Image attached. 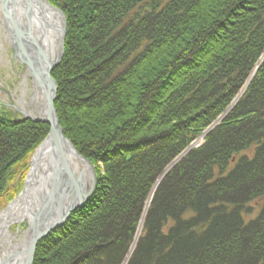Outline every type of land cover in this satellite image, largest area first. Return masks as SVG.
Returning a JSON list of instances; mask_svg holds the SVG:
<instances>
[{
	"label": "trees",
	"instance_id": "obj_1",
	"mask_svg": "<svg viewBox=\"0 0 264 264\" xmlns=\"http://www.w3.org/2000/svg\"><path fill=\"white\" fill-rule=\"evenodd\" d=\"M46 1L67 23L54 109L96 188L32 264H122L241 92L127 264H264V0ZM47 132L0 107V210Z\"/></svg>",
	"mask_w": 264,
	"mask_h": 264
},
{
	"label": "bare ground",
	"instance_id": "obj_2",
	"mask_svg": "<svg viewBox=\"0 0 264 264\" xmlns=\"http://www.w3.org/2000/svg\"><path fill=\"white\" fill-rule=\"evenodd\" d=\"M40 5L41 8L37 4L26 8L22 0H14L17 32L23 33L29 27L30 34L35 40H41L46 53L52 51L53 54L58 45V34L40 21H46L57 29L61 21L56 12L44 3ZM34 79L37 81L35 76ZM35 98H40L39 92ZM33 163L24 194L0 213V264H23L35 222L38 221V227L42 230L64 211L66 202L62 195L54 197L50 192L55 168L60 170V180L66 187L69 199L78 201L89 188L88 167L73 154L68 144H60L54 152L44 147L32 159ZM25 222L28 225L22 229Z\"/></svg>",
	"mask_w": 264,
	"mask_h": 264
},
{
	"label": "water",
	"instance_id": "obj_3",
	"mask_svg": "<svg viewBox=\"0 0 264 264\" xmlns=\"http://www.w3.org/2000/svg\"><path fill=\"white\" fill-rule=\"evenodd\" d=\"M22 2H24V4L26 5V8H29L31 5H35V4H37L38 7L41 8L42 5L40 4L44 3L47 6V8L57 13L61 21V26L59 27V29H57L56 27L51 26L46 21L44 22L40 21L45 26H50L58 34L57 36L58 45L56 48H54V53L52 54V51H49V54H47L45 51V48L43 49L41 40H35L33 36L30 34L31 30L29 29V27H27L26 31L23 33L17 32L16 26H18V22L16 20L17 18L14 17L15 16L14 15V12H15L14 0H1V7L3 10L2 21L5 26V30L8 34V37L11 41L12 49L14 53L21 59V61L27 62L29 67L33 70L34 76L37 79L39 90L41 91L40 101L37 102L38 103L37 107L35 110H33V116L23 111H20V113L24 120H32L33 122H36V123H42V124L47 125L49 128L47 135L41 141V143L37 146V148L33 151L29 159V170L24 178L23 188L17 197H19L21 194H24L25 192L29 173L32 170L33 165H34V163L32 164V159L44 147H47L48 149H51L54 152L55 148H57L60 144H68L73 154L87 165L88 173H89L88 190L85 192L82 198H80L78 201H74V200L69 199V196L66 191V187L65 185H62V182L60 180V174H61L60 170L55 168L50 192L54 197L61 194L64 201L66 202V207L64 211L61 213L60 217H58V219H56L48 227L42 230H40L38 227V221L35 222V225L28 239V244H27V249H26L27 250L26 258L23 263V264H32L37 243L43 240L45 237H47L49 233L53 232L57 228L62 227L63 224L68 219L70 213L78 209L79 207H81L84 204V202H86L87 199L92 195L96 187V175H95L93 166L90 164V162L86 160L85 158H83L82 156H80L79 153L74 149L72 144L63 136L62 129L59 125V119L56 115V112L53 106V103L55 101L56 92H57V86H56L55 81L51 77V72L61 62V59L63 56V48H64V41H65V34H66L65 18L60 10H58L57 8H54L46 0H22ZM235 102L236 101L233 102L231 107L226 111L224 115H222L219 118V120L216 123H214L209 129H207L204 135H206L212 128H214L225 117V115L234 106ZM195 144L187 148L181 154V156L178 159H176L175 162L172 165H170L167 168V170L163 173V175L157 180L146 202L145 209H144L141 222L137 230V234L133 242V245L122 264H127V261L130 258L134 250V247L136 245L137 239L140 235V232H141V229L144 223L147 208L150 205L153 193L157 185L159 184L161 179L168 173V171L173 167V165L176 162H178L182 157H184L194 147ZM12 202H10L8 206Z\"/></svg>",
	"mask_w": 264,
	"mask_h": 264
},
{
	"label": "rangeland",
	"instance_id": "obj_4",
	"mask_svg": "<svg viewBox=\"0 0 264 264\" xmlns=\"http://www.w3.org/2000/svg\"><path fill=\"white\" fill-rule=\"evenodd\" d=\"M2 16L3 14L0 7V106L6 107V109L14 113V115L16 114V112H18L17 109L29 113L28 106L32 103V99L35 98L37 91V89L35 88L36 83L33 79L32 74L27 71V69H25L24 65L18 63L15 59L14 54L11 51V41L5 30ZM245 86H247V83ZM237 100L238 97L234 101ZM218 120L219 119H217L214 123H216ZM219 123L217 125H219ZM206 131L207 129L204 131L200 138H203ZM7 205L8 204L5 203L1 210L6 208ZM27 225V222H25L23 223L21 228L25 229Z\"/></svg>",
	"mask_w": 264,
	"mask_h": 264
}]
</instances>
